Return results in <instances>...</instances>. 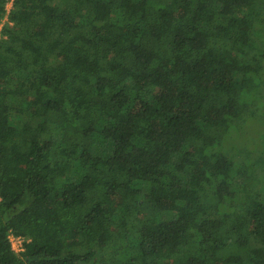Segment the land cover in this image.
Instances as JSON below:
<instances>
[{
	"label": "trees",
	"instance_id": "16d2710c",
	"mask_svg": "<svg viewBox=\"0 0 264 264\" xmlns=\"http://www.w3.org/2000/svg\"><path fill=\"white\" fill-rule=\"evenodd\" d=\"M245 119L264 0H13L0 264H264V153L210 152Z\"/></svg>",
	"mask_w": 264,
	"mask_h": 264
},
{
	"label": "rangeland",
	"instance_id": "374dc122",
	"mask_svg": "<svg viewBox=\"0 0 264 264\" xmlns=\"http://www.w3.org/2000/svg\"><path fill=\"white\" fill-rule=\"evenodd\" d=\"M260 106L261 104L258 105L259 108ZM222 138L210 147V152H237L241 149L242 159L253 163V159H258L264 153V119H245L238 129H231Z\"/></svg>",
	"mask_w": 264,
	"mask_h": 264
},
{
	"label": "built area",
	"instance_id": "2783aa9c",
	"mask_svg": "<svg viewBox=\"0 0 264 264\" xmlns=\"http://www.w3.org/2000/svg\"><path fill=\"white\" fill-rule=\"evenodd\" d=\"M12 2H13V0H6L5 16H4L3 20L0 22V33H1L2 26L7 21L9 11L12 8ZM8 241L10 243V248H11L12 252H14L15 254H20V253L24 252V243L26 242V240L24 238H21L19 236H14L10 233L8 235Z\"/></svg>",
	"mask_w": 264,
	"mask_h": 264
}]
</instances>
